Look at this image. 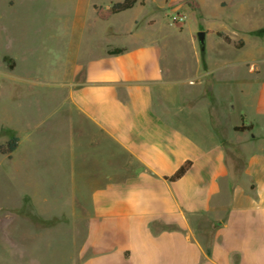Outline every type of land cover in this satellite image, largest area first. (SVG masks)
I'll list each match as a JSON object with an SVG mask.
<instances>
[{
  "label": "crops",
  "instance_id": "obj_1",
  "mask_svg": "<svg viewBox=\"0 0 264 264\" xmlns=\"http://www.w3.org/2000/svg\"><path fill=\"white\" fill-rule=\"evenodd\" d=\"M69 64L54 160L65 205L50 214L30 195L29 208L81 234L76 264H264L260 70L249 63L240 80L233 63L176 82L154 41L108 43Z\"/></svg>",
  "mask_w": 264,
  "mask_h": 264
},
{
  "label": "rangeland",
  "instance_id": "obj_2",
  "mask_svg": "<svg viewBox=\"0 0 264 264\" xmlns=\"http://www.w3.org/2000/svg\"><path fill=\"white\" fill-rule=\"evenodd\" d=\"M120 1L0 0V146L19 140L10 158L0 154V264H76L81 234L51 228L29 208L30 195L50 214L65 205L54 160L60 79L69 63H82L108 43L154 41L176 82L233 63L240 80L252 77L250 64L264 75V0H145L107 16ZM199 33H208L203 45Z\"/></svg>",
  "mask_w": 264,
  "mask_h": 264
},
{
  "label": "trees",
  "instance_id": "obj_3",
  "mask_svg": "<svg viewBox=\"0 0 264 264\" xmlns=\"http://www.w3.org/2000/svg\"><path fill=\"white\" fill-rule=\"evenodd\" d=\"M139 3L141 6L145 4V0H121L120 2H116L110 5L108 12L111 15L118 14L120 12L129 10L134 7L135 4ZM218 37L222 38L225 43H230V39L228 36L222 34V33H217L216 34ZM121 49H114L110 51V54H119L121 53ZM246 129H250L249 127H236V131H244ZM18 138L13 136L11 137L5 144V146H0V154L6 155L8 158L11 157V154L16 150L18 146ZM191 162L187 161L185 162L172 176L166 178L168 181L173 182L176 181L177 179L181 178L187 170L190 168Z\"/></svg>",
  "mask_w": 264,
  "mask_h": 264
},
{
  "label": "water",
  "instance_id": "obj_4",
  "mask_svg": "<svg viewBox=\"0 0 264 264\" xmlns=\"http://www.w3.org/2000/svg\"><path fill=\"white\" fill-rule=\"evenodd\" d=\"M198 39H199L200 43L203 45V43H204V33H199L198 34Z\"/></svg>",
  "mask_w": 264,
  "mask_h": 264
}]
</instances>
